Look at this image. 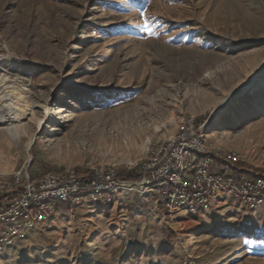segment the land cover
Masks as SVG:
<instances>
[{"label": "rangeland", "instance_id": "obj_1", "mask_svg": "<svg viewBox=\"0 0 264 264\" xmlns=\"http://www.w3.org/2000/svg\"><path fill=\"white\" fill-rule=\"evenodd\" d=\"M2 77L29 107L28 136L0 128V174L128 178L183 119L216 116L209 147L264 177V0H0ZM0 264H264V207L224 195L171 218L135 193L59 204L30 228L0 221Z\"/></svg>", "mask_w": 264, "mask_h": 264}, {"label": "built area", "instance_id": "obj_2", "mask_svg": "<svg viewBox=\"0 0 264 264\" xmlns=\"http://www.w3.org/2000/svg\"><path fill=\"white\" fill-rule=\"evenodd\" d=\"M214 119H183L174 138L150 144L139 168L128 167L136 174L132 178L116 167L51 172L37 179L25 168L0 174V221L22 230L50 219L59 204L110 205L123 193L146 201L157 197L171 218L207 210L224 195L252 210L264 207V177L246 175V154L209 147Z\"/></svg>", "mask_w": 264, "mask_h": 264}, {"label": "bare ground", "instance_id": "obj_3", "mask_svg": "<svg viewBox=\"0 0 264 264\" xmlns=\"http://www.w3.org/2000/svg\"><path fill=\"white\" fill-rule=\"evenodd\" d=\"M5 81L4 77L0 78V89L3 87L2 85ZM5 89L7 90L5 93L0 91V128H3L11 138L18 140L28 136L27 129L22 127L19 119L27 112L29 103L26 102L27 100L23 96L22 90H18L13 86H8ZM3 94L4 96H2ZM227 104L228 100H224L222 106L217 111H222ZM37 126L40 129L42 125L38 123ZM157 130H160V128H157ZM146 139V143H149L150 139ZM130 140L136 142L137 139L130 138ZM30 146H32V143Z\"/></svg>", "mask_w": 264, "mask_h": 264}, {"label": "snow or ice", "instance_id": "obj_4", "mask_svg": "<svg viewBox=\"0 0 264 264\" xmlns=\"http://www.w3.org/2000/svg\"><path fill=\"white\" fill-rule=\"evenodd\" d=\"M144 27H145V29H147L148 31H150L149 25L145 24Z\"/></svg>", "mask_w": 264, "mask_h": 264}, {"label": "trees", "instance_id": "obj_5", "mask_svg": "<svg viewBox=\"0 0 264 264\" xmlns=\"http://www.w3.org/2000/svg\"><path fill=\"white\" fill-rule=\"evenodd\" d=\"M132 176H136V174H134V175H132ZM132 176H130V177H132Z\"/></svg>", "mask_w": 264, "mask_h": 264}]
</instances>
